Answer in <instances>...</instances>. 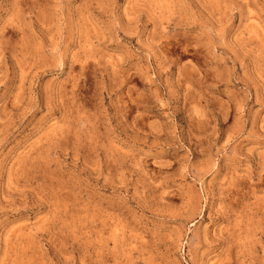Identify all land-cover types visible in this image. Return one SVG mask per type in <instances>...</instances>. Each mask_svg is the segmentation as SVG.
I'll return each instance as SVG.
<instances>
[{
	"label": "rangeland",
	"instance_id": "1",
	"mask_svg": "<svg viewBox=\"0 0 264 264\" xmlns=\"http://www.w3.org/2000/svg\"><path fill=\"white\" fill-rule=\"evenodd\" d=\"M0 264H264V0H0Z\"/></svg>",
	"mask_w": 264,
	"mask_h": 264
}]
</instances>
